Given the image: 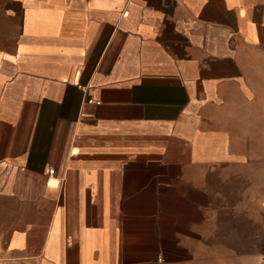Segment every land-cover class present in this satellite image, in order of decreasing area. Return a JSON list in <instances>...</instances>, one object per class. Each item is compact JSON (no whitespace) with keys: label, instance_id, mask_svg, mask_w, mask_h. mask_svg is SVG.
<instances>
[{"label":"crops","instance_id":"0c3cea01","mask_svg":"<svg viewBox=\"0 0 264 264\" xmlns=\"http://www.w3.org/2000/svg\"><path fill=\"white\" fill-rule=\"evenodd\" d=\"M263 248L264 0H0V264Z\"/></svg>","mask_w":264,"mask_h":264},{"label":"built area","instance_id":"2783aa9c","mask_svg":"<svg viewBox=\"0 0 264 264\" xmlns=\"http://www.w3.org/2000/svg\"><path fill=\"white\" fill-rule=\"evenodd\" d=\"M51 173H54V170L53 169H51V171H50Z\"/></svg>","mask_w":264,"mask_h":264},{"label":"rangeland","instance_id":"374dc122","mask_svg":"<svg viewBox=\"0 0 264 264\" xmlns=\"http://www.w3.org/2000/svg\"><path fill=\"white\" fill-rule=\"evenodd\" d=\"M251 250V249H248V251ZM262 251H264V248L262 249Z\"/></svg>","mask_w":264,"mask_h":264}]
</instances>
